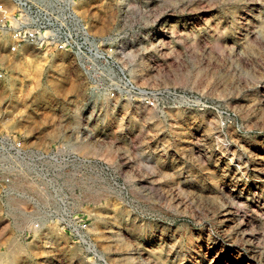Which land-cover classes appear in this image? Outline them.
Returning a JSON list of instances; mask_svg holds the SVG:
<instances>
[{"label":"rangeland","instance_id":"1","mask_svg":"<svg viewBox=\"0 0 264 264\" xmlns=\"http://www.w3.org/2000/svg\"><path fill=\"white\" fill-rule=\"evenodd\" d=\"M73 1L159 93L109 99L71 53L9 54L0 36V132L60 146L62 174L37 197L84 219L88 244L37 210L39 231L15 234L28 195L11 193L0 264H264V0Z\"/></svg>","mask_w":264,"mask_h":264},{"label":"built area","instance_id":"2","mask_svg":"<svg viewBox=\"0 0 264 264\" xmlns=\"http://www.w3.org/2000/svg\"><path fill=\"white\" fill-rule=\"evenodd\" d=\"M73 4V0H0V36L7 41L6 51L17 54L28 45L41 52L71 53L91 81L90 92L152 107L159 92L135 84L124 73L114 58V45L90 33ZM4 76L5 70L0 64V80ZM57 148L27 147L19 135L0 132V194L12 193L5 188L12 173L26 174L29 182L49 184L54 171L63 168L60 164L66 160ZM42 220L46 224L56 223L73 241L88 246L82 237L86 229L84 219L66 208L58 212L50 209ZM37 226L36 220L33 227Z\"/></svg>","mask_w":264,"mask_h":264},{"label":"crops","instance_id":"3","mask_svg":"<svg viewBox=\"0 0 264 264\" xmlns=\"http://www.w3.org/2000/svg\"><path fill=\"white\" fill-rule=\"evenodd\" d=\"M63 168L58 169L56 172H59V174H62L61 172H62ZM56 172H55V174H57ZM0 177H2L1 174H0ZM40 185H41V187H40ZM5 188L8 191L12 192L13 196L17 195L20 197H22V196L25 197V195H28L27 196L28 199H26L27 200L26 204L23 203V210L26 208L27 210L26 209L25 210L27 212L25 213L24 211L18 210V214L19 213L21 214V212H22L23 215L25 217H27V222L26 223L25 222L19 223L18 224L19 226L16 229L15 234L20 233V234H22V236L24 235L23 237L30 236V235L33 236V234L36 231H39L38 227H40V225L43 224L40 222L41 220H37L35 218L38 217V219H40V217H42L44 219L45 213L48 210H50L49 207L40 205V202L42 200L40 198L38 199L37 195H38V193L48 191L47 190L48 188H52V184L41 183V181L29 182L27 180L26 174H24V173H12L11 177H10V182L5 186ZM32 194L34 197L32 196ZM10 195H11L10 193H8L6 195L0 194V225L1 224L7 225L8 223L11 222V220H10L11 215L6 211V209L9 208V206H10L9 205V201L11 200L9 197ZM11 203H13V202L11 201ZM36 210L39 211L40 214H39V216L35 217L34 211H36ZM58 211H60L59 208H58ZM36 220L38 221V226L35 228V227H33V223Z\"/></svg>","mask_w":264,"mask_h":264},{"label":"bare ground","instance_id":"4","mask_svg":"<svg viewBox=\"0 0 264 264\" xmlns=\"http://www.w3.org/2000/svg\"><path fill=\"white\" fill-rule=\"evenodd\" d=\"M23 51V48H22V50H20V52H22Z\"/></svg>","mask_w":264,"mask_h":264}]
</instances>
